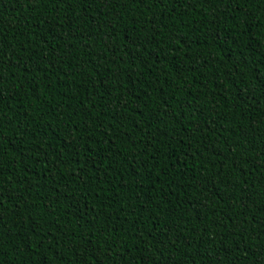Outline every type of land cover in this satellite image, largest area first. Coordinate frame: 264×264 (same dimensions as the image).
Masks as SVG:
<instances>
[{"label": "trees", "instance_id": "trees-1", "mask_svg": "<svg viewBox=\"0 0 264 264\" xmlns=\"http://www.w3.org/2000/svg\"><path fill=\"white\" fill-rule=\"evenodd\" d=\"M0 264H264V0H0Z\"/></svg>", "mask_w": 264, "mask_h": 264}]
</instances>
